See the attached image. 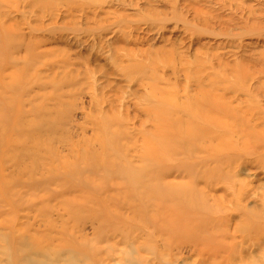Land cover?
Wrapping results in <instances>:
<instances>
[{
	"label": "rangeland",
	"instance_id": "374dc122",
	"mask_svg": "<svg viewBox=\"0 0 264 264\" xmlns=\"http://www.w3.org/2000/svg\"><path fill=\"white\" fill-rule=\"evenodd\" d=\"M0 264H264V0H0Z\"/></svg>",
	"mask_w": 264,
	"mask_h": 264
},
{
	"label": "bare ground",
	"instance_id": "6f19581e",
	"mask_svg": "<svg viewBox=\"0 0 264 264\" xmlns=\"http://www.w3.org/2000/svg\"><path fill=\"white\" fill-rule=\"evenodd\" d=\"M161 214L165 217V218H169L172 219L173 217H175L174 213H170L168 210L167 211H161ZM177 219V218H176Z\"/></svg>",
	"mask_w": 264,
	"mask_h": 264
}]
</instances>
